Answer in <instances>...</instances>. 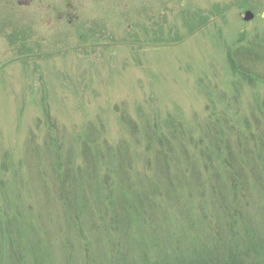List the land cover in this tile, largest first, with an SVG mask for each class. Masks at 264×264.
<instances>
[{"label":"rangeland","instance_id":"374dc122","mask_svg":"<svg viewBox=\"0 0 264 264\" xmlns=\"http://www.w3.org/2000/svg\"><path fill=\"white\" fill-rule=\"evenodd\" d=\"M246 11L250 22L243 21ZM263 41L264 0H0V218L13 220L19 257L25 261L27 221L38 230L47 264H62L61 241L75 244L68 231L58 236V202L41 205L34 200L41 192L29 191L28 145L45 157L49 121L65 137L61 145L72 146L74 161H80L76 140L93 125L100 145L128 143L140 171L149 156L146 125L171 121L200 134L209 115L218 117V128L225 115L243 127L251 108L264 102V83L250 87L238 79L226 53ZM255 69L264 75L263 67ZM120 113L134 122V133ZM3 246L9 245H0L1 253Z\"/></svg>","mask_w":264,"mask_h":264},{"label":"trees","instance_id":"16d2710c","mask_svg":"<svg viewBox=\"0 0 264 264\" xmlns=\"http://www.w3.org/2000/svg\"><path fill=\"white\" fill-rule=\"evenodd\" d=\"M226 61L248 86L264 83L255 69L264 68V41L229 49ZM213 117L200 134L171 121L164 128L146 125L142 138L149 156L140 171L129 160L128 143L100 145L93 125L76 140L80 161H74L72 146L61 145L65 137L49 121L45 157L40 159L32 141L28 145L27 175L29 191L43 194L34 200L48 207L50 199L58 202V236L67 238L68 231L75 239L74 245L61 241L62 264H264V102L251 108L243 127L221 115L218 128ZM119 120L136 131L125 113ZM32 223L24 224V261L20 243L12 247L13 220L3 213L0 245L9 246H3L0 264L2 255L4 264H47Z\"/></svg>","mask_w":264,"mask_h":264},{"label":"water","instance_id":"95a60500","mask_svg":"<svg viewBox=\"0 0 264 264\" xmlns=\"http://www.w3.org/2000/svg\"><path fill=\"white\" fill-rule=\"evenodd\" d=\"M253 14L251 13V12H249V11H246L245 13H244V17H243V21L244 22H250L252 19H253Z\"/></svg>","mask_w":264,"mask_h":264}]
</instances>
